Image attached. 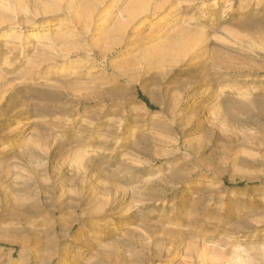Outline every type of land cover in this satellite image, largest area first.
<instances>
[{
  "label": "rangeland",
  "instance_id": "obj_1",
  "mask_svg": "<svg viewBox=\"0 0 264 264\" xmlns=\"http://www.w3.org/2000/svg\"><path fill=\"white\" fill-rule=\"evenodd\" d=\"M52 1L0 0V264H264V0Z\"/></svg>",
  "mask_w": 264,
  "mask_h": 264
},
{
  "label": "bare ground",
  "instance_id": "obj_2",
  "mask_svg": "<svg viewBox=\"0 0 264 264\" xmlns=\"http://www.w3.org/2000/svg\"><path fill=\"white\" fill-rule=\"evenodd\" d=\"M62 1H64V0H53L52 4L51 3L50 4L49 3L43 4L42 9H43L44 14H48L50 12L57 11L59 3ZM66 1H67L66 3H67V9L68 10L72 8L73 4L79 2V0H66ZM102 1L103 0H94L95 3L102 2ZM112 1H113V3L118 2V0H112ZM158 9H159L158 4L154 0H132L131 3L122 11V16H123L122 18L123 19L121 21H118L113 25H107V27H105L104 29L99 30L98 28L101 25L99 22L102 21V19H100V20L96 21V23L93 24L91 26V28H92L93 32H96V34L100 33V35H102V34H105V32H107V33L111 34L115 39H120L125 35L126 32H128L129 29L133 28V24H134L133 22L135 20H137V18H139L141 16H145L150 12L154 13V11H156ZM88 18H90V15L88 16ZM15 36L18 37L19 35H15ZM36 36H37L36 33H32L30 35V38H36ZM195 37H197V36H195ZM14 39H16V38H14ZM198 41H199L198 39H194V40H191L188 42H186L184 40L179 41L178 42V46H179L178 53H180V55H182L183 53H185L188 50V47H191V46L197 44ZM82 161H83L82 157H79L77 159V164L81 165Z\"/></svg>",
  "mask_w": 264,
  "mask_h": 264
}]
</instances>
